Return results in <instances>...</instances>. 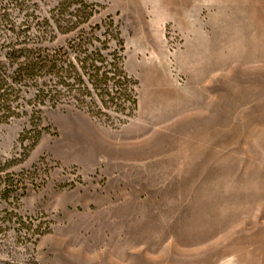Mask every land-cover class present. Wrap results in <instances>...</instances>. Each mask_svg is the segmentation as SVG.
I'll return each mask as SVG.
<instances>
[{"label": "rangeland", "instance_id": "374dc122", "mask_svg": "<svg viewBox=\"0 0 264 264\" xmlns=\"http://www.w3.org/2000/svg\"><path fill=\"white\" fill-rule=\"evenodd\" d=\"M98 1L137 109L0 128V264H264V0Z\"/></svg>", "mask_w": 264, "mask_h": 264}, {"label": "trees", "instance_id": "16d2710c", "mask_svg": "<svg viewBox=\"0 0 264 264\" xmlns=\"http://www.w3.org/2000/svg\"><path fill=\"white\" fill-rule=\"evenodd\" d=\"M0 128L23 126L17 142L34 147L46 128L47 110L69 107L111 125L124 124L137 109V81L125 70L119 23L98 0H0ZM24 10L22 24L8 8ZM0 163V173L6 169ZM9 174L2 191L18 190Z\"/></svg>", "mask_w": 264, "mask_h": 264}]
</instances>
